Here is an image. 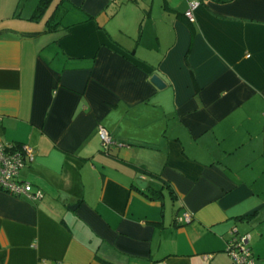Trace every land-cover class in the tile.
Listing matches in <instances>:
<instances>
[{
  "label": "crops",
  "instance_id": "0c3cea01",
  "mask_svg": "<svg viewBox=\"0 0 264 264\" xmlns=\"http://www.w3.org/2000/svg\"><path fill=\"white\" fill-rule=\"evenodd\" d=\"M37 2L0 0V140L41 193L0 189V264H235L232 226L264 264V0Z\"/></svg>",
  "mask_w": 264,
  "mask_h": 264
},
{
  "label": "built area",
  "instance_id": "2783aa9c",
  "mask_svg": "<svg viewBox=\"0 0 264 264\" xmlns=\"http://www.w3.org/2000/svg\"><path fill=\"white\" fill-rule=\"evenodd\" d=\"M198 5L197 1L189 3L185 16L193 18L192 10ZM98 136L104 150H108L112 145H122L113 140L109 130L98 125ZM15 142H4L0 140V189L15 196H25L35 200L41 195L39 190L30 191L29 184L17 179L18 170L25 165L28 160L33 159V150L29 145L21 144L19 149H15ZM193 215L188 211L176 217L177 223L189 222ZM230 237L226 242V251L230 254L235 264H256L251 247L248 245L250 234H240L236 226L230 228Z\"/></svg>",
  "mask_w": 264,
  "mask_h": 264
},
{
  "label": "trees",
  "instance_id": "16d2710c",
  "mask_svg": "<svg viewBox=\"0 0 264 264\" xmlns=\"http://www.w3.org/2000/svg\"><path fill=\"white\" fill-rule=\"evenodd\" d=\"M52 0H38L36 7L31 15V19L35 21H39L44 16L47 8L51 4ZM53 26L48 25L47 29H52ZM15 149H19L21 143H15ZM18 179V177H17ZM19 180V179H18ZM145 196L150 199H159L162 196L163 189L162 188H155L152 186H147L145 190H141ZM171 191V190H170ZM172 194V192H171Z\"/></svg>",
  "mask_w": 264,
  "mask_h": 264
},
{
  "label": "water",
  "instance_id": "95a60500",
  "mask_svg": "<svg viewBox=\"0 0 264 264\" xmlns=\"http://www.w3.org/2000/svg\"><path fill=\"white\" fill-rule=\"evenodd\" d=\"M151 80H152V82H154L159 87H163L165 85L163 80L161 78H159V76H157V75H153ZM136 184L140 188H145L146 187V181L144 179H142V178L136 179Z\"/></svg>",
  "mask_w": 264,
  "mask_h": 264
}]
</instances>
